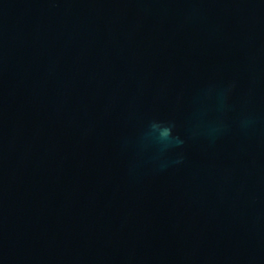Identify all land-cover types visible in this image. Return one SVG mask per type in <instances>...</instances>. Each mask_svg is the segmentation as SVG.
<instances>
[{
	"label": "water",
	"instance_id": "obj_1",
	"mask_svg": "<svg viewBox=\"0 0 264 264\" xmlns=\"http://www.w3.org/2000/svg\"><path fill=\"white\" fill-rule=\"evenodd\" d=\"M0 264H264V0H0Z\"/></svg>",
	"mask_w": 264,
	"mask_h": 264
}]
</instances>
